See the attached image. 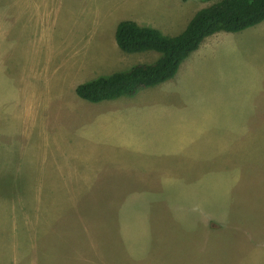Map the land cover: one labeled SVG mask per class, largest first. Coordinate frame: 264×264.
Listing matches in <instances>:
<instances>
[{
  "label": "rangeland",
  "instance_id": "obj_1",
  "mask_svg": "<svg viewBox=\"0 0 264 264\" xmlns=\"http://www.w3.org/2000/svg\"><path fill=\"white\" fill-rule=\"evenodd\" d=\"M213 1L0 0V264H264V110L245 102L264 74V20L208 41L185 83L153 86L150 101L139 91L101 113L113 99L75 92L160 55L121 50L120 20L177 35ZM229 129L236 166H219ZM46 144L90 172L58 160L60 176L46 159L34 177Z\"/></svg>",
  "mask_w": 264,
  "mask_h": 264
},
{
  "label": "trees",
  "instance_id": "obj_2",
  "mask_svg": "<svg viewBox=\"0 0 264 264\" xmlns=\"http://www.w3.org/2000/svg\"><path fill=\"white\" fill-rule=\"evenodd\" d=\"M210 1V0H205ZM264 20V0H216L199 9L177 35H165L155 27L120 20L115 28L117 46L128 53L154 50L149 63H138L79 83L76 94L90 102L132 96L140 89L172 78L183 59L203 40L219 31L238 32Z\"/></svg>",
  "mask_w": 264,
  "mask_h": 264
},
{
  "label": "crops",
  "instance_id": "obj_3",
  "mask_svg": "<svg viewBox=\"0 0 264 264\" xmlns=\"http://www.w3.org/2000/svg\"><path fill=\"white\" fill-rule=\"evenodd\" d=\"M167 8H171V7H167ZM164 13H167V9L165 10ZM147 17L148 18H151L152 16L149 15ZM136 18L138 19V21L136 19H134V18H133V21H135L139 25H144L145 24L147 26V25L152 24L149 21H145L146 18H143V17H136ZM123 20H126V19H123ZM150 21L153 22V20H150ZM231 35H233V34L227 32V31H219V32H216V33H214V34L206 37L203 40V42L199 45V47L196 50H194L193 52H191L192 54L190 56L188 55L189 57H187L186 59H183L181 61L180 65L178 67V70L175 73L176 76L174 75L179 80H177L175 78L174 79L176 81L183 80L181 82L182 83H185L184 78L185 77H188L189 74H190V72H191V70L193 69L192 65H193L194 60L201 59L204 55H206L204 53H207L208 54V53H210L212 51L213 47L211 48V46H206L205 44H207L208 41H212L214 46L215 45H219V44L228 43V42H230V41L233 40V39H231L232 38ZM210 56L213 58V55L212 54ZM151 58L152 59H150V62H153L154 60H156L158 58V56L156 55V53H153V56ZM250 79H252V77H250ZM253 80L255 81V78H253ZM161 83H163V82H161ZM257 84H258V86L256 87V92L253 93V95L251 96V98H249V100H245V102H247L250 106H252V109H257V108L261 107L260 111H262V110H264V74L262 75L261 80L257 82ZM152 87L153 86H151V87H145V88L140 89L139 91H141V93L137 97H136V94H135L134 97L139 99L138 103L139 102H142V101H150L149 98L150 97H153V93H152L153 91L152 90H154V89H151ZM33 92H35V91H33ZM42 92H44V91H42ZM222 97H223V95H222ZM118 98L117 99L115 98L113 100L110 99L111 101H114L112 104L107 105V106H102V107H99L97 109L98 110L106 109V110L101 111V113H104V112L108 111L107 109H109L111 107H115V106L117 107L119 105H123V103L125 102V99H118ZM241 99L242 98L238 96L236 100L239 101ZM231 100H233V98ZM250 100L253 101L254 104ZM230 101H228V102H230ZM88 102H90V101H88ZM95 103H97V102H95ZM92 106L93 105H89L88 107L91 110L93 109V111H98L97 109L92 108ZM32 119L34 120L35 117L33 116ZM233 124H234V121L230 122V125L231 126ZM32 125H33V123H32ZM43 128L46 129V127L45 126L43 127V125H42V128L41 129H43ZM36 130H37V127H36L35 131ZM237 132H239V130H237V129L225 130V133L226 134H229V135L226 138V141L224 143H222L217 149H215L217 151H215V153L213 154V156L214 157L215 156H222L223 155L222 154L223 152H227V154H226V157L224 159H221V162H219L217 165L220 166V165H223L224 164V165H229V166H232V165L233 166H236V164H235V161H236L235 156H236V138H237V134H238ZM215 133H218V130H211L207 134H215ZM54 141H55V139H54ZM8 144H7V147H8ZM202 146L203 147H210L211 148V146H205V144H203ZM46 149H51L52 150V148L48 144L42 145L41 147L35 148V157L32 160V168L33 169L35 168V170L37 172H39V174L36 175V176H34V177H38L40 175L42 166L45 163H48L46 161V159H53L54 160V163H52L53 168H54V170L57 171V173L60 176H61V174H60L61 172L59 170V167L56 164V161H58V160L62 162V165L66 166L68 168V171L70 172V175L73 174L74 172H76L74 170L77 169L78 170L77 171L78 173H77L76 176H78V175H85V174L89 173L90 172L89 168L92 166V163L94 162V161H87V160L84 159V157L80 160L77 157L71 156L74 153V150L73 149H69V148H66V149H61L60 148L59 149V148L56 147V148H54L52 150V152H54L53 155H51V153H49L48 151H46ZM9 150H12V147H9ZM83 150L85 152H88L91 155L99 156V157L102 158L101 155H99L98 153H96L94 151H88V150H85V149H83ZM47 152H48V154H47ZM9 154L10 153H7L6 156H0V158L1 159H4V160H8V159H10V157L8 158ZM11 161H12V156H11ZM102 161L105 163V161H104L103 158H102ZM232 161H234V162H232ZM97 162H99V161H97ZM81 163H83V165H84L83 168H81ZM30 176H33V175L30 174ZM71 177H73V176H71ZM77 180L74 179V181H77ZM116 181H118L120 183H128L129 182V179L126 176H124L121 180H116Z\"/></svg>",
  "mask_w": 264,
  "mask_h": 264
}]
</instances>
